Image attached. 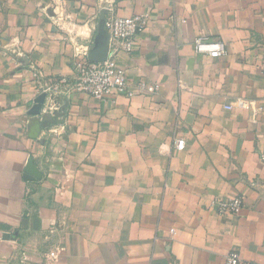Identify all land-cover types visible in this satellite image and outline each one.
I'll return each mask as SVG.
<instances>
[{
	"label": "crops",
	"instance_id": "0c3cea01",
	"mask_svg": "<svg viewBox=\"0 0 264 264\" xmlns=\"http://www.w3.org/2000/svg\"><path fill=\"white\" fill-rule=\"evenodd\" d=\"M103 8L145 15L117 64L157 90L61 93L45 113L41 87L72 77ZM197 36L227 53L196 54ZM261 157L264 0H0V264H264ZM236 195L237 215L210 207Z\"/></svg>",
	"mask_w": 264,
	"mask_h": 264
},
{
	"label": "built area",
	"instance_id": "2783aa9c",
	"mask_svg": "<svg viewBox=\"0 0 264 264\" xmlns=\"http://www.w3.org/2000/svg\"><path fill=\"white\" fill-rule=\"evenodd\" d=\"M146 25V17L142 14L132 16H117L110 14L105 16L104 27L109 33V46L107 57L102 62H91L87 58V51H79L75 54L72 63V77L61 76L58 80L41 87L42 92L47 95L44 106L45 113L54 114L58 107L55 105V97L61 93L79 92L84 93L97 101H104L114 95L132 97L138 92L155 91L157 85H148L138 81L130 86L125 71L117 64V56L122 52L129 53L133 49L136 37L143 31ZM193 48L196 54L205 55L210 58H219L227 53L223 41L208 39L205 36H197L193 39ZM39 73L34 72L31 81L38 84ZM240 107H247L244 100L237 101ZM55 134V129L48 130ZM183 139H176L174 148L182 150ZM264 160V157H261ZM243 206V198L239 195L233 197H215L210 201V207L220 216L237 215ZM57 249L47 252L44 257L53 262L57 258ZM29 250L20 253V264H30ZM225 264H242L241 258L236 250H230L225 256Z\"/></svg>",
	"mask_w": 264,
	"mask_h": 264
},
{
	"label": "water",
	"instance_id": "95a60500",
	"mask_svg": "<svg viewBox=\"0 0 264 264\" xmlns=\"http://www.w3.org/2000/svg\"><path fill=\"white\" fill-rule=\"evenodd\" d=\"M106 12L107 9L103 8L99 13V20H98L96 34L93 39L92 46L90 47L87 53V58L91 62H102L107 57V51L109 46V33L104 27ZM43 97L44 94H41V96L38 98V102H42ZM46 117H50V115L49 116L46 115ZM26 173H27L26 175L27 179H34L36 177H39V174L37 173L34 167H32V169H28Z\"/></svg>",
	"mask_w": 264,
	"mask_h": 264
}]
</instances>
